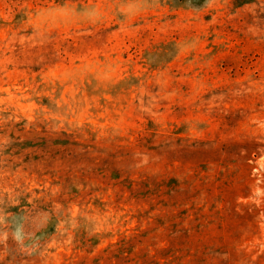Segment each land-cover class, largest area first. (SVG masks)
Returning <instances> with one entry per match:
<instances>
[{
	"label": "rangeland",
	"instance_id": "1",
	"mask_svg": "<svg viewBox=\"0 0 264 264\" xmlns=\"http://www.w3.org/2000/svg\"><path fill=\"white\" fill-rule=\"evenodd\" d=\"M0 264H264V0H0Z\"/></svg>",
	"mask_w": 264,
	"mask_h": 264
}]
</instances>
